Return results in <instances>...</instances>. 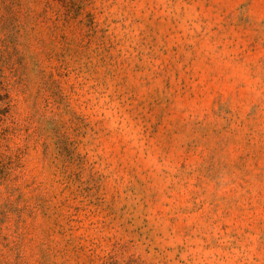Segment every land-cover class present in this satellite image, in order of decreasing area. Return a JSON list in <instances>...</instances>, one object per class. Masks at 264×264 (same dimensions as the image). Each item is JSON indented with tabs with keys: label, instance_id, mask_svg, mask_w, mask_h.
<instances>
[{
	"label": "clouds",
	"instance_id": "obj_1",
	"mask_svg": "<svg viewBox=\"0 0 264 264\" xmlns=\"http://www.w3.org/2000/svg\"><path fill=\"white\" fill-rule=\"evenodd\" d=\"M77 3L65 23L58 0H0L24 58L0 66V264H211L223 185L180 165L191 146L230 167L224 126L264 104V0ZM221 22L234 46L209 61L200 41Z\"/></svg>",
	"mask_w": 264,
	"mask_h": 264
},
{
	"label": "rangeland",
	"instance_id": "obj_2",
	"mask_svg": "<svg viewBox=\"0 0 264 264\" xmlns=\"http://www.w3.org/2000/svg\"><path fill=\"white\" fill-rule=\"evenodd\" d=\"M58 2L66 11L65 23L68 22L69 16L75 20L79 14L77 0H58ZM210 5L211 0H209ZM5 11L9 10L5 9ZM14 24V17H0V35H3V39H0V66H8L13 57H17L18 65L23 64L24 58L15 47L17 43L15 35L19 33L15 31ZM224 28L225 25L221 22L219 26L210 28L209 33L200 41L204 52L208 54L209 61L216 57L217 53L227 52L234 46L229 43L233 37L229 36ZM259 44L260 41L253 38L249 47ZM10 46L11 51H9ZM171 51L175 52L176 48H172ZM244 88L247 90L248 84H245ZM59 89L57 79L48 73L42 84V91L47 97L43 102L45 111L42 115L48 119H54L55 112L61 111L55 100ZM8 102L7 93L0 96V105H3L0 108V116L8 114ZM50 104L51 108H49ZM243 107L246 110L244 120L226 124L222 130L226 136L223 142L224 148L231 149L230 154L235 157L230 167L225 165L212 172L218 164L216 157L209 154L207 159H201L199 152L194 151L191 146L187 149L185 160L180 165L182 170L191 169L188 172L189 176L199 172L207 180L208 174L211 173L213 177H218V184L223 185L220 199L224 201L226 214L221 213V215L228 222L220 224V231L217 233L219 240H214L211 245L201 249L206 260L211 264H264V104L252 103ZM217 119L216 113L213 112L211 121L206 125L209 142L216 135L212 129ZM196 123H204V121ZM101 151H107V148H101ZM111 155L112 153L108 152L109 158ZM2 177L3 173L0 170V178ZM199 179L197 177L198 181Z\"/></svg>",
	"mask_w": 264,
	"mask_h": 264
}]
</instances>
